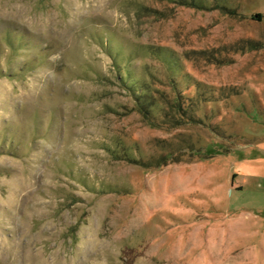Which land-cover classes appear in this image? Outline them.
Segmentation results:
<instances>
[{"label":"rangeland","instance_id":"1","mask_svg":"<svg viewBox=\"0 0 264 264\" xmlns=\"http://www.w3.org/2000/svg\"><path fill=\"white\" fill-rule=\"evenodd\" d=\"M262 1L0 0V264H264Z\"/></svg>","mask_w":264,"mask_h":264},{"label":"crops","instance_id":"2","mask_svg":"<svg viewBox=\"0 0 264 264\" xmlns=\"http://www.w3.org/2000/svg\"><path fill=\"white\" fill-rule=\"evenodd\" d=\"M262 1V0H261ZM258 14H261V19H260V22L264 28V0L262 1V8H261V11L258 13Z\"/></svg>","mask_w":264,"mask_h":264},{"label":"trees","instance_id":"3","mask_svg":"<svg viewBox=\"0 0 264 264\" xmlns=\"http://www.w3.org/2000/svg\"><path fill=\"white\" fill-rule=\"evenodd\" d=\"M195 5V4H194ZM256 20H259L261 19V14H257V16H254Z\"/></svg>","mask_w":264,"mask_h":264},{"label":"water","instance_id":"4","mask_svg":"<svg viewBox=\"0 0 264 264\" xmlns=\"http://www.w3.org/2000/svg\"><path fill=\"white\" fill-rule=\"evenodd\" d=\"M257 16V15H256Z\"/></svg>","mask_w":264,"mask_h":264}]
</instances>
